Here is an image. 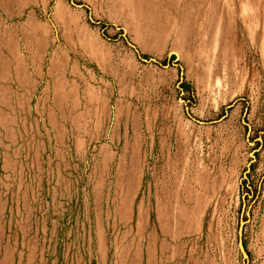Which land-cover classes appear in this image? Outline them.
Masks as SVG:
<instances>
[{
  "label": "rangeland",
  "instance_id": "1",
  "mask_svg": "<svg viewBox=\"0 0 264 264\" xmlns=\"http://www.w3.org/2000/svg\"><path fill=\"white\" fill-rule=\"evenodd\" d=\"M0 264H264V0H0Z\"/></svg>",
  "mask_w": 264,
  "mask_h": 264
}]
</instances>
